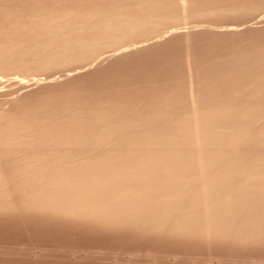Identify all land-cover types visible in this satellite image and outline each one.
<instances>
[{
  "label": "bare ground",
  "instance_id": "bare-ground-1",
  "mask_svg": "<svg viewBox=\"0 0 264 264\" xmlns=\"http://www.w3.org/2000/svg\"><path fill=\"white\" fill-rule=\"evenodd\" d=\"M253 20L264 0H0V216L228 235L264 201V42L204 61L187 34L180 83L178 67L121 84L80 70L189 26L243 36Z\"/></svg>",
  "mask_w": 264,
  "mask_h": 264
},
{
  "label": "rangeland",
  "instance_id": "rangeland-1",
  "mask_svg": "<svg viewBox=\"0 0 264 264\" xmlns=\"http://www.w3.org/2000/svg\"><path fill=\"white\" fill-rule=\"evenodd\" d=\"M224 21L225 24L238 22L232 19ZM248 25L250 26L249 29L254 33L246 29L243 36L242 33H240V35L238 34L235 37H229L231 40L227 36L218 37L207 33L205 29L207 28L206 26H203L204 28L199 26L198 29H193L189 26L190 28L180 29V33L175 36L169 37V34H167L168 36L164 35L165 40L150 45L126 57L108 60L98 66H90L80 70L81 72L83 71L81 75H84L82 77L84 80L87 78L86 81H89V84L93 82H106L108 81L106 79L111 80V78L113 81H116L114 84H117L124 79V76H121L122 80H120L121 78H119V75H125V78L131 75V78L143 79L147 75H155L158 72H160L161 74L159 75H162L164 78H161V80H165L166 78V80L169 81L168 79L173 75L174 71L179 72L177 69L174 70L175 67L180 68L181 77L186 73V67L184 66L186 51L183 50H186L187 47V34L189 35V42H191V45L197 48L202 57L204 56V61H210V59L222 54V52L226 54V52L231 53L236 51V49L238 50V47L234 44V41L238 38H247L249 37L248 35L251 34L252 36L247 38L248 40H245V38L241 40L238 39L239 41L245 42L244 44L247 46H250L251 41L257 43L259 39L264 42V22L253 20ZM187 29H189V32ZM245 32L247 33L245 34ZM248 32L250 33L248 34ZM255 34L257 38L253 36ZM225 42L230 46L225 45ZM226 49H229V51ZM102 64L104 66H102ZM126 66H128V68H126ZM146 66L148 67L146 68ZM150 66H152V69L150 68L152 71L149 69ZM156 66L159 67L157 70ZM118 70H120V72ZM155 70L157 73H155ZM58 72L60 73L57 74V76L63 75L62 73H64V75L67 73L65 70H60ZM88 75L90 78H88ZM180 75L178 78L175 77L177 80L179 79L178 83L182 82L181 80L183 79ZM151 77L154 78L155 76L152 75ZM172 77L174 79V76ZM149 78L150 77H148V80H150ZM59 79L66 80L67 77L63 76ZM154 79H156V77ZM176 79L175 82L173 81L171 83H176ZM110 80L109 82H111ZM136 81L138 80L136 79ZM141 81L144 82V80ZM109 82L106 83L108 84ZM122 82H120V84ZM11 217L0 216V264H41V262L42 264H264V201L254 203L252 206L239 210L234 216L235 221H233L230 226V233L225 236L211 235V239L204 236L199 227H191L183 233L174 234L133 228H98L96 226L91 227L92 225L88 224H83L82 226V223L77 222H73V224H71V222L69 225V221L52 220L50 218L37 216H20L19 218V216L12 215ZM13 217L15 218L13 219ZM25 218H28V220ZM17 219L20 220H18L20 223L17 222ZM238 221L241 223L239 224ZM80 224L81 228H79ZM54 229L55 231H53ZM103 230L104 232H102ZM70 232L74 233L71 234ZM101 235L107 236L101 237ZM110 236L112 238H110ZM135 240H138L139 243Z\"/></svg>",
  "mask_w": 264,
  "mask_h": 264
}]
</instances>
